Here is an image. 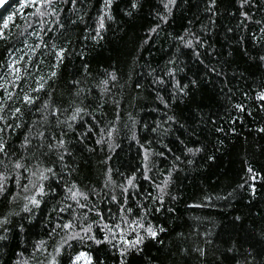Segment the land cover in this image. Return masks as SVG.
Segmentation results:
<instances>
[{
  "label": "trees",
  "instance_id": "1",
  "mask_svg": "<svg viewBox=\"0 0 264 264\" xmlns=\"http://www.w3.org/2000/svg\"><path fill=\"white\" fill-rule=\"evenodd\" d=\"M166 2L135 0L137 7L132 8L133 0H113V18L105 20L96 40L91 37L103 0L77 3L78 11H73L71 2L54 0L58 15L44 17L36 15L42 8L40 0H9L0 9V28L8 37L0 40V102L7 100L8 89L12 94L8 108H22L20 119L26 125L40 119L37 109L46 101L49 112L60 107L61 113L49 119L48 135H63L73 153L65 157L66 168L57 163L58 177L45 182L48 194L39 197V207L29 205L30 212L22 210L23 196L30 194L22 190L27 179H21L18 187L14 174L10 177L7 186L19 195L11 204L0 200V215L9 209L18 215L10 217L7 239L0 240V264L17 260L46 264L51 258L47 254L54 252L61 238L79 232L80 226L92 225L91 235L103 241L104 225L121 223V216L136 219L145 209V225L165 231L155 240L146 239L139 251H129L124 264H201L190 252L197 244L208 249L203 264H236L237 257L243 259L248 252L249 260L255 257L253 264L264 257V100L257 98L264 91V64L258 59L264 55V23H256L264 22V0H253L252 6L244 8L239 0H216L214 15L207 10L208 0H176L170 14ZM241 11L251 19L242 22ZM9 16L12 19L3 28ZM197 37L204 47H199ZM188 40L193 41L191 48L184 46ZM60 48L66 49L62 62L55 56ZM13 61L20 69L19 80L8 68ZM169 70L173 77L166 75ZM52 71L55 77L50 76ZM108 73L117 79L109 81L110 91L101 92L99 83ZM41 78L44 88L30 91ZM157 78L164 83H154ZM72 81H79L76 87L83 89L79 100L88 111L68 130L66 125L57 127V120L71 114L63 109L72 99L70 92L76 91ZM174 82L187 85L188 95L174 97ZM25 92L36 97L34 106L21 103ZM158 96L165 98L167 108ZM6 113L7 109L0 115ZM168 116L174 117L170 131L152 132L157 124L169 127L163 124ZM109 128L114 129L111 149L108 142L96 143L102 130L107 141ZM28 131L24 127L6 138L18 147ZM186 148L200 151L191 155ZM146 149L151 152L147 162ZM174 163L176 170L169 176ZM133 175L134 186L127 185ZM166 177L161 204L152 197L158 196L156 185ZM73 183L88 196L87 200L77 197L84 207L65 199L66 186ZM47 185L55 191L49 192ZM69 221L72 229L57 227ZM134 236V232L127 234L128 239ZM206 238L212 243L205 244ZM38 241L45 244L35 252ZM68 245L57 257L58 264H71L80 251L91 255L92 264L121 262L118 248L106 242L69 240ZM233 245L235 254L226 251ZM181 248L190 254H182Z\"/></svg>",
  "mask_w": 264,
  "mask_h": 264
},
{
  "label": "snow or ice",
  "instance_id": "2",
  "mask_svg": "<svg viewBox=\"0 0 264 264\" xmlns=\"http://www.w3.org/2000/svg\"><path fill=\"white\" fill-rule=\"evenodd\" d=\"M65 2H71L73 5V11H78L75 8V5L77 3H83L84 0H65ZM216 0H208L207 10L212 12L214 15V5ZM40 3L42 5V8L39 9L36 13V15L40 17L44 16H53L58 15L55 13V9L53 8L54 0H40ZM113 0H103V4L99 10V15L97 17V27L95 29V35L91 38L93 40H96L101 35V30L105 27V20H111L113 17L111 15V6H112ZM176 0H167V2L164 4L165 11L169 14L171 13L170 5H175ZM240 6L244 8L245 6H252L253 0H239ZM137 5L135 3V0H133L132 8H136ZM51 9V11H49ZM128 14V13H126ZM240 16L243 18L242 22H247L251 19V17L248 15L246 11H241ZM12 19L11 16H9L7 19L4 20L3 28L8 27L9 21ZM78 19L82 20V17L78 16ZM161 19H166V17H161ZM71 23H76V21H70ZM257 24L264 23L262 21H256ZM158 27V26H157ZM156 28L151 29V32H155ZM261 33H264V27L261 28ZM39 36V33L36 34ZM8 37L4 35L3 29L0 28V40H6ZM253 39H256L254 36ZM261 39H264V36L261 37ZM199 47H204V41L201 40L199 37L196 38ZM147 41H145L146 43ZM193 45L192 40H188L185 43V47L191 48ZM39 47V44L36 46ZM53 48H55V45H52ZM66 52V49L60 48L56 50L55 56L58 62H62L63 60V54ZM194 54L197 55L198 53ZM261 64H264V55H260L258 57ZM16 62L13 61L8 64V68L16 74L15 79H20V69L15 68L13 65ZM55 67V66H53ZM85 68H87V64L84 65ZM212 71H216L214 68L211 69ZM218 74V73H217ZM56 72L52 71L50 76L55 77ZM166 75L169 77H173L172 70H169ZM117 77L114 73H108V78L105 80H101L99 83V87L101 92L110 91V88L108 87L109 81H116ZM156 84H163L164 81L161 78H157L153 81ZM196 82L192 81V84L194 85ZM73 87H76L79 84V81H72ZM45 86V82H43V78L37 82V87L35 89H31L30 91L39 92L42 90ZM0 87H3V85H0ZM137 87L139 88L140 85L137 84ZM188 86H180L179 82L173 83V96H186L188 95L186 88ZM83 92L82 88L76 87V91L74 93L70 92V95L72 96V99L69 101V105L67 108L63 109L64 113H71L70 115H67V118L64 120H57V127L60 125H66L68 130H72L73 124L78 120V118L82 119V114H87V109L82 106V101L79 100V97L81 93ZM5 94L7 97V100H11L12 94L8 91V89L5 88ZM257 98L260 100H264V91H261L257 94ZM36 97H33L29 95L28 92H25L21 103L25 106H34ZM160 103L164 104L165 107H168V104L165 101V98L159 97ZM7 100L0 102V113H5V110L7 109V113L0 115V124H3V127H0V167L4 169V171H0V200H8L9 204L13 203L16 198L18 197L19 193L12 192L11 188H9L7 185L10 182V177L13 176L17 180V186L19 187V181L21 179H27L28 183L23 185V192L30 193L23 196V199L25 201V204L23 206V211L30 212V207H39L41 200L39 197H43L48 194V192L45 191L46 183L50 179L54 177H58V172L56 170L57 163L61 164L64 168L67 167L65 164V157L66 156H72L73 153L69 151L68 149V142L63 138V135L60 137H57L54 133L52 135H48V132L51 129V126L49 124L50 117H57L58 114L61 113L60 107H56L54 110H51L50 112L49 107L50 105L46 101L40 109H37L38 112H41V116L39 120H34L32 125H26L22 122L20 117L24 115L23 109L20 107L15 108H8ZM97 109L100 108V105L98 104ZM238 110H243L240 105H236ZM44 112H48V115H44ZM11 118L13 120V123H8V119ZM174 121L173 116H168L167 120L163 122V124L169 125V127H163L162 124H157L156 127L152 128V132H158L163 128V131L160 132L161 135H165L170 131L171 122ZM133 124H135V121H133ZM24 127H28L29 131L25 132L23 135V139L19 143L18 147L9 144L8 139L6 138L7 135H11L12 132L22 129ZM43 128L44 130L41 131L40 129ZM61 133L64 132V128L60 129ZM114 129L109 128L106 132L107 141H105V133L104 130L101 131V136L99 139H97L96 143L97 145H101L102 143L108 142L109 148H112V144L110 143L112 136H113ZM132 139H135V133H133ZM199 148H186V152L191 155H195L197 152H199ZM151 154L149 149L145 150L144 153V160L147 162L149 159V155ZM159 155L163 156L164 153L161 152ZM211 159V157H210ZM175 161H180V157H175ZM191 163V161H189ZM145 176L144 178L147 180L149 179L148 175V169H147V163H145ZM176 170V164H173V167L169 169L168 175L171 176L172 172ZM249 172H252V169L249 168ZM108 175L107 173L105 174ZM135 181V175L132 177H129L127 179V185L134 186ZM110 182V181H109ZM168 184V178H165V181L161 184L156 185V188L158 190V196L152 197L154 200H159V202L163 203V198L166 195V189ZM107 186V183L106 185ZM48 191L53 192L55 191L51 185H47ZM124 187L122 186V191H125ZM77 197H80L84 200L88 199V196L84 193L80 192L77 189V186L75 183L71 184L70 186H66V195L65 199H72L73 201H76V203L80 207H84L85 205L79 204V200H77ZM117 197L115 195L112 196V200L115 201ZM175 199V197H173ZM123 209V205L121 206ZM156 211H160L159 208L156 209ZM128 212H131V209H128ZM147 213V209L144 210V212L141 213L139 217L136 219H129L125 218L124 216H121V223H117L113 225L112 227H109L108 225H104L103 231L105 232L104 240H98L94 235H91L92 231V225H82L80 226L79 232H74L71 234H68L65 237L61 238V242L57 243V245L54 248L53 253H48L47 255L51 257L50 259L46 260V264H58L57 257L61 254V250L65 245H68L69 240H80L81 242L85 239H90L96 244H100L102 242H106L111 244L113 247H117L121 256V262L120 264H124V258L126 254L131 250L139 251V245L143 244V242L151 238L153 240L157 239L158 234L160 232L165 231L163 227L159 226H153L151 223H148L145 225V216ZM13 215H18V213H15L11 209L9 211L5 212L3 215H0V229L3 230V235H0V240H6L7 239V233L9 229L6 227L10 223V217ZM237 220H239V217H236ZM123 225V226H122ZM73 221L66 222L62 225H57V227L62 228L63 230H69L73 228ZM55 231V230H54ZM129 232H134L135 236L132 239L127 238V234ZM83 233L84 235H81ZM117 233H119V237L117 238ZM51 235V234H50ZM208 234H205L207 237ZM262 237H264V232L261 233ZM113 241H116V243H113ZM212 241L205 239V244H211ZM45 242L44 241H38L36 248L34 249L35 252H40L43 248ZM119 245H123V247H119ZM69 247L71 245H68ZM229 253H236L238 250L236 249L235 245L232 247H229L226 249ZM180 252L182 254H190L188 249L181 248ZM190 252L192 254H195V258L198 259L201 264L203 262L207 261L208 259V249L206 247H202L199 244H197L195 247H193ZM251 252H248L246 256H244L243 259H240L237 257L236 264H253V261L255 260V257H253V260H249L248 256H251ZM83 261V264H92V257L90 254L80 251L77 253L74 257H72L71 264H80V262ZM15 264H27V261H19L17 260ZM259 264H264V257L261 258L259 261Z\"/></svg>",
  "mask_w": 264,
  "mask_h": 264
},
{
  "label": "water",
  "instance_id": "3",
  "mask_svg": "<svg viewBox=\"0 0 264 264\" xmlns=\"http://www.w3.org/2000/svg\"><path fill=\"white\" fill-rule=\"evenodd\" d=\"M9 0H0V9L8 2Z\"/></svg>",
  "mask_w": 264,
  "mask_h": 264
},
{
  "label": "rangeland",
  "instance_id": "4",
  "mask_svg": "<svg viewBox=\"0 0 264 264\" xmlns=\"http://www.w3.org/2000/svg\"><path fill=\"white\" fill-rule=\"evenodd\" d=\"M80 264H83V261H81Z\"/></svg>",
  "mask_w": 264,
  "mask_h": 264
}]
</instances>
